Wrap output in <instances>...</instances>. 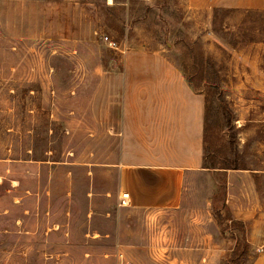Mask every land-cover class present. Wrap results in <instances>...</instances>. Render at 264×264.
<instances>
[{"label": "rangeland", "instance_id": "1", "mask_svg": "<svg viewBox=\"0 0 264 264\" xmlns=\"http://www.w3.org/2000/svg\"><path fill=\"white\" fill-rule=\"evenodd\" d=\"M66 1L96 8L93 42L0 30V264H264V9ZM104 36L163 52L205 98L207 172L177 209L122 207L94 168V95L124 62Z\"/></svg>", "mask_w": 264, "mask_h": 264}, {"label": "crops", "instance_id": "2", "mask_svg": "<svg viewBox=\"0 0 264 264\" xmlns=\"http://www.w3.org/2000/svg\"><path fill=\"white\" fill-rule=\"evenodd\" d=\"M218 6L264 9V0H218ZM97 29L90 4L0 0V30L9 38L88 43ZM123 61L119 71L101 74L94 95V168L117 174L125 207L177 209L186 177L207 172L205 98L163 52L138 45Z\"/></svg>", "mask_w": 264, "mask_h": 264}, {"label": "built area", "instance_id": "3", "mask_svg": "<svg viewBox=\"0 0 264 264\" xmlns=\"http://www.w3.org/2000/svg\"><path fill=\"white\" fill-rule=\"evenodd\" d=\"M102 41L110 50L120 52L123 55L127 52V49H126L125 46L120 45L117 41L111 40L107 36L102 37ZM127 197H128L127 194H122L121 195L120 202H119L120 206H122V207L126 206Z\"/></svg>", "mask_w": 264, "mask_h": 264}, {"label": "trees", "instance_id": "4", "mask_svg": "<svg viewBox=\"0 0 264 264\" xmlns=\"http://www.w3.org/2000/svg\"><path fill=\"white\" fill-rule=\"evenodd\" d=\"M206 62L210 64V61L209 60L206 61ZM204 168L207 169L208 167L204 166ZM224 169H227V170L233 169V170H235L236 168H224Z\"/></svg>", "mask_w": 264, "mask_h": 264}]
</instances>
